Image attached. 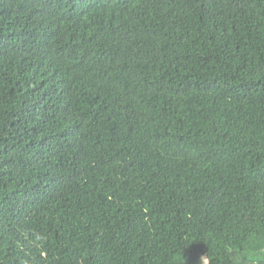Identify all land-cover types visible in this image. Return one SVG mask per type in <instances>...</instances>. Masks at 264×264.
Instances as JSON below:
<instances>
[{"label":"trees","instance_id":"trees-1","mask_svg":"<svg viewBox=\"0 0 264 264\" xmlns=\"http://www.w3.org/2000/svg\"><path fill=\"white\" fill-rule=\"evenodd\" d=\"M264 264V0H0V264Z\"/></svg>","mask_w":264,"mask_h":264},{"label":"clouds","instance_id":"clouds-1","mask_svg":"<svg viewBox=\"0 0 264 264\" xmlns=\"http://www.w3.org/2000/svg\"><path fill=\"white\" fill-rule=\"evenodd\" d=\"M199 264H208L206 255L200 257Z\"/></svg>","mask_w":264,"mask_h":264}]
</instances>
